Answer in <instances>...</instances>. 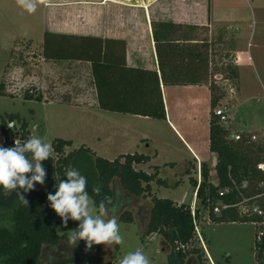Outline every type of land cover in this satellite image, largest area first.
<instances>
[{"label": "trees", "instance_id": "obj_1", "mask_svg": "<svg viewBox=\"0 0 264 264\" xmlns=\"http://www.w3.org/2000/svg\"><path fill=\"white\" fill-rule=\"evenodd\" d=\"M160 30L155 31L156 49L160 63V73L156 70L129 68L122 63L121 71L116 75L118 52H110V43L115 40H104L96 36H77L48 32L45 34L43 55L52 59H80L92 63L93 74L97 86L99 106L102 109L133 113L154 118H166L165 105L161 91V81L164 84H210L211 121H210V149L217 155L216 171L218 184L210 181V169L207 163H202V180L191 178L197 190V197L201 205L210 210L209 218L214 223L222 222H262L263 216L255 215L252 219L239 218L236 211L231 209L222 215H215L212 206L219 200L232 203L237 201L238 192L232 190L223 197L219 196L222 188L233 185V181L241 184L248 180L249 194H259V183L264 181V171L257 165L264 162V146L253 142L250 135L243 133L238 140L228 138V129L221 125L213 114V108L219 103L221 96L216 92L218 87L210 80V58L207 40L199 39L193 34L194 27L177 25L172 22L159 24ZM176 37V38H175ZM180 37L202 42L192 44L177 43ZM121 42V49L125 51V43ZM161 48L165 49L167 60L164 62ZM169 66L167 74L165 67ZM124 68V69H123ZM235 74H237L234 71ZM127 79L133 86L125 89L117 88L116 81ZM148 79V81H147ZM3 85H1V88ZM26 99L42 100L41 93L34 95L29 90L25 93ZM10 120H17L21 125V143H24L31 132L29 123L19 114H11ZM4 124L2 127L4 128ZM73 145L72 140L57 138L53 141L54 153L44 161L46 166H55V174L47 173L43 185L36 184L34 190L23 193L29 206L20 203L18 196L13 192L5 196L0 189V264H66L69 261L79 260L78 256L66 259L43 260L45 246L56 245L65 237L54 227L55 216L47 201L48 193L54 194L56 185L68 167L78 164L87 174V191L95 202L96 207L103 201L111 215L125 223L135 221V216L127 211L129 205H135L138 197H146L152 192V182L162 185L165 180L158 177L159 169L148 173L137 169L135 164L147 162L150 157L142 153L120 155L114 160L96 156L89 147L84 145L66 153V148ZM12 147L13 143L2 145ZM93 169V171H92ZM100 186L101 192L96 195L92 192L94 186ZM22 191V190H21ZM111 197V200L106 199ZM264 208V195L260 198ZM113 209L115 211L113 212ZM201 211L196 207L195 216L191 205L179 204L170 198L153 197V207L147 232L144 237L152 233L162 236L163 245L170 246L168 264H185L191 256L199 260L206 257L201 247L195 248L193 242L198 237L196 224L201 218ZM7 217V220L5 218ZM8 225V226H6ZM258 231L264 226H258ZM167 248V247H163ZM255 257L258 264H264V234L261 240L256 237Z\"/></svg>", "mask_w": 264, "mask_h": 264}, {"label": "crops", "instance_id": "obj_2", "mask_svg": "<svg viewBox=\"0 0 264 264\" xmlns=\"http://www.w3.org/2000/svg\"><path fill=\"white\" fill-rule=\"evenodd\" d=\"M43 3L42 25L38 22L37 2L35 16L29 19V23H24V30L15 36V46L29 40L36 45L42 44L43 49L45 34L48 32L115 40L117 42H111L109 48L110 52H118L117 60L114 61L117 76L122 63L129 68L156 70L160 73L154 34L156 29L160 30L159 24L165 22L211 29L222 26L230 29L225 24H235L234 39L243 45V51L237 54L243 56V63L250 68L258 66L260 69L261 57L257 61L256 52L259 51L264 57V0H44ZM39 26L42 27V35L35 39L27 29H38ZM120 41L125 43L124 53ZM176 42L192 44L202 41L180 37ZM161 55L166 62L164 48H161ZM42 59V72L45 80L49 78V85L38 86V94L43 96L38 101L59 106L57 108L60 110L54 112L56 120L66 121L73 133L71 139H66L73 142L69 149L75 145H78L76 148L84 145L96 156L109 160L124 154L148 155L150 159L147 162L135 164V167L148 173L155 172V167H158V177L165 180L162 185L155 181L151 184L153 193L158 197H161L163 191H172L171 188L186 183L184 178H171L168 182L167 178L161 176L166 167H179L181 173H189V183H192V177L198 181L202 163L208 164L210 175L213 173L217 155L210 149L212 92L209 82L164 84L160 79L166 112V118L160 119L100 108L90 61L47 59L44 55ZM211 65L210 58V68ZM165 69L169 74V66ZM261 75L263 78L260 82L264 83V71H261ZM115 86L125 89L126 86L131 88L133 84L124 77L116 81ZM65 113L68 117L63 116ZM45 129L46 125L38 127L41 133ZM29 130L32 135L30 124ZM171 138L181 145L183 152L174 148ZM215 173L216 181L213 182L211 176L209 179L218 184L216 169ZM195 190L194 187L193 194ZM170 199L184 204L179 199ZM198 228L200 233L197 236L207 250L206 238L199 225ZM207 255L215 264L208 250Z\"/></svg>", "mask_w": 264, "mask_h": 264}, {"label": "rangeland", "instance_id": "obj_3", "mask_svg": "<svg viewBox=\"0 0 264 264\" xmlns=\"http://www.w3.org/2000/svg\"><path fill=\"white\" fill-rule=\"evenodd\" d=\"M43 1L38 0L39 25L43 23L41 20ZM34 16L35 12H27L17 4L16 0H0V127L3 128L4 124L7 125L11 114H19L30 124L33 136L42 137L46 142L53 144L55 139H71L73 134L66 121L56 120L54 112L60 110L57 108L59 106L51 102V104L48 102L44 104L42 101L25 98L27 90L37 95L40 91L38 86L47 87L49 85V78L45 80L42 72V44L38 43L36 45L29 40H25L17 46L14 45L15 36H18L24 30L23 24L29 23V19ZM225 26L227 28L229 26L230 29L223 26L215 29L206 26L194 27L193 34L200 39L208 40L209 58L212 60L210 80L218 87L216 92L221 96L222 101L229 100L236 105H240L239 115L235 122L236 128L247 131H262L264 128V83L260 81L263 78L261 71H264V57L260 55L259 51L256 52L255 59L258 61L261 57L259 60L260 69L258 66L255 68L248 67L246 63H243L242 55H240V61L237 64L228 62L227 59L240 53L241 50L243 51V45L234 39L233 33H235L236 25L225 24ZM41 31V26L38 29L33 27L27 29V32L35 39L42 35ZM257 61L256 63H258ZM227 77L232 79L236 88L233 94H227L224 90ZM1 85H3L2 88ZM63 116L68 117L66 113ZM16 122L18 121L16 120ZM45 125V132L41 133L38 127ZM171 140L174 148L183 152L181 145L176 143L174 138H171ZM76 147L78 145L70 149L66 148V153ZM53 156L57 159L56 153H53ZM192 162L194 163V161ZM42 164L46 173L56 175L54 165L46 166L44 161ZM71 167L78 169L81 174H87L86 170H83L78 164H73L67 170ZM193 169L194 167H192V174ZM162 173L161 176L167 178L168 182L171 181V178H174V180L184 178L186 183L171 188L172 191L165 190L160 196L163 198H176L183 201L187 206L191 205L195 186L189 183V173H181L179 167L176 169L166 167ZM210 176V179L215 182V167H213V173ZM64 179H66V172ZM166 192L172 194L167 195ZM154 196H156V193H153L152 190L146 197H138L135 205H129L126 208L135 216V221L132 223H125L115 215L118 220L120 234L124 238L123 245L105 246L101 244L86 249L83 240L73 245L69 242L68 237L71 230L78 228V222L69 220L65 227L61 218L53 211L55 216L54 227L60 234H64L65 238L56 245L45 246L42 259L46 261L78 256L79 260L69 261L66 264H119V261L129 251L142 247L145 254L150 258L151 264H168V254L171 249L169 245H163L162 236L158 233L143 236L147 232ZM195 205L200 208L201 218L198 225L201 233L206 238L207 250L215 264H258L255 257L258 226L251 222L214 223L210 220L208 210L201 205L199 198ZM96 210L98 211V207H96ZM108 211L111 215L112 212ZM2 218L0 217V220H3ZM5 220H7V217ZM201 243L202 240L197 237L192 247H201L206 254V258L201 259L199 262L197 257L191 256L187 259H190L189 263L186 264H212L207 255V250L203 248Z\"/></svg>", "mask_w": 264, "mask_h": 264}, {"label": "clouds", "instance_id": "obj_4", "mask_svg": "<svg viewBox=\"0 0 264 264\" xmlns=\"http://www.w3.org/2000/svg\"><path fill=\"white\" fill-rule=\"evenodd\" d=\"M16 2L27 12L33 13L38 0ZM53 153L52 144L39 136H31L24 143L15 140L12 147L0 145V189H3L4 195L9 196L15 192L20 203L29 206L22 192L28 193L34 190L36 184L45 183L47 173L42 162L52 158ZM87 184V178L78 169L71 167L66 171V179H61L56 185L55 193L47 195L50 207L65 227L69 220L78 222V228L70 231L69 242L76 245L83 240L86 249L101 244L123 245L124 238L120 234L116 216L109 215L103 201L96 210L95 202L87 191ZM92 192L99 195L100 186H94ZM106 199L111 200V197ZM119 264H151V260L144 249L138 247L124 255Z\"/></svg>", "mask_w": 264, "mask_h": 264}, {"label": "built area", "instance_id": "obj_5", "mask_svg": "<svg viewBox=\"0 0 264 264\" xmlns=\"http://www.w3.org/2000/svg\"><path fill=\"white\" fill-rule=\"evenodd\" d=\"M228 62H232L233 64H237L240 61V56L238 54L234 55L233 57L227 59ZM226 79L227 83L225 85V92L227 94H233L235 92V86L231 78L227 77ZM240 111V105H236L233 102L222 101L220 99L219 103L213 108V114L218 119L219 123L225 128L228 129V138L230 140H238L240 139L241 135L243 133H247L250 135V139L253 142L261 143L264 146V128L262 131L256 132V131H247V130H240L237 129L235 126V122L237 120V117L239 115ZM11 126V127H9ZM22 131H21V125L20 123L16 122V120L11 121L9 120L6 127L1 128L0 127V145H6L9 143H13L15 140L21 139ZM257 167L264 171V162H261L257 165ZM201 168L199 170V177H198V183L201 182ZM259 189H261V193L259 194H249L250 190V183L248 180L243 181L241 184L233 181V185L229 187H225L220 189L219 196L223 197L226 194L230 193L232 190H237L238 196L237 201L229 203L224 200H219L212 206V211L215 215H222L225 211H229L231 209H234L239 216V218H248L252 219L255 215H261L263 216L262 222H251L256 226H264V208L261 204L260 198L262 195H264V181H261L259 183ZM197 197V190H195V193L193 194V202L191 204L192 213L195 216V210H196V200ZM210 210H208V213ZM210 215V214H209ZM196 224V231L199 232L198 224ZM263 230H259L257 233V239L261 240L263 236ZM203 243V241H202Z\"/></svg>", "mask_w": 264, "mask_h": 264}, {"label": "flooded vegetation", "instance_id": "obj_6", "mask_svg": "<svg viewBox=\"0 0 264 264\" xmlns=\"http://www.w3.org/2000/svg\"><path fill=\"white\" fill-rule=\"evenodd\" d=\"M194 257H196V256H194ZM203 258H206V257H205V256H202V259H203ZM189 260H190V259H189ZM189 260H187V261L185 262V264H186V263H189ZM199 262H200V260H199Z\"/></svg>", "mask_w": 264, "mask_h": 264}, {"label": "bare ground", "instance_id": "obj_7", "mask_svg": "<svg viewBox=\"0 0 264 264\" xmlns=\"http://www.w3.org/2000/svg\"><path fill=\"white\" fill-rule=\"evenodd\" d=\"M149 1H151V0H149ZM124 2V1H123ZM148 2H145V4H147Z\"/></svg>", "mask_w": 264, "mask_h": 264}]
</instances>
